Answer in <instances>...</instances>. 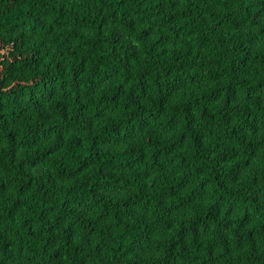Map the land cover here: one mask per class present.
Masks as SVG:
<instances>
[{
    "label": "trees",
    "instance_id": "1",
    "mask_svg": "<svg viewBox=\"0 0 264 264\" xmlns=\"http://www.w3.org/2000/svg\"><path fill=\"white\" fill-rule=\"evenodd\" d=\"M0 264H264V0H0Z\"/></svg>",
    "mask_w": 264,
    "mask_h": 264
}]
</instances>
